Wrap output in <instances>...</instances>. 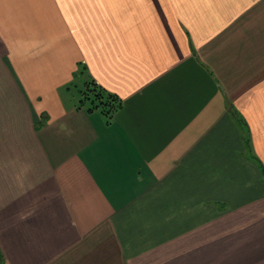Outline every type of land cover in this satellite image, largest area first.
Returning a JSON list of instances; mask_svg holds the SVG:
<instances>
[{"label": "crops", "instance_id": "0c3cea01", "mask_svg": "<svg viewBox=\"0 0 264 264\" xmlns=\"http://www.w3.org/2000/svg\"><path fill=\"white\" fill-rule=\"evenodd\" d=\"M0 264H264V0H0Z\"/></svg>", "mask_w": 264, "mask_h": 264}, {"label": "trees", "instance_id": "16d2710c", "mask_svg": "<svg viewBox=\"0 0 264 264\" xmlns=\"http://www.w3.org/2000/svg\"><path fill=\"white\" fill-rule=\"evenodd\" d=\"M84 69V66L80 65L79 72L76 73V77H79L78 80H80V78L84 79L82 77L85 75ZM83 82H85V80ZM72 85L76 87L79 93L80 105H87L90 110L99 109L111 118L121 107V100L114 94L109 93L94 80H88L85 84H82L83 88H79L76 83ZM246 144H249L248 140Z\"/></svg>", "mask_w": 264, "mask_h": 264}, {"label": "rangeland", "instance_id": "374dc122", "mask_svg": "<svg viewBox=\"0 0 264 264\" xmlns=\"http://www.w3.org/2000/svg\"><path fill=\"white\" fill-rule=\"evenodd\" d=\"M81 80H82V78H80V81H76V82H75L76 84H78L79 88H83V86H82V84H81V82H82ZM79 82H80V83H79ZM76 90H77V89L74 90V95H75V96H77V91H76ZM74 95H73V96H74ZM75 96H74V98H75Z\"/></svg>", "mask_w": 264, "mask_h": 264}]
</instances>
